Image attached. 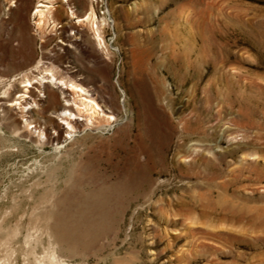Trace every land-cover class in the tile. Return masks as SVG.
I'll return each mask as SVG.
<instances>
[{
  "label": "rangeland",
  "instance_id": "obj_1",
  "mask_svg": "<svg viewBox=\"0 0 264 264\" xmlns=\"http://www.w3.org/2000/svg\"><path fill=\"white\" fill-rule=\"evenodd\" d=\"M43 1L0 0V60L24 37L117 119L0 121V264H264V0Z\"/></svg>",
  "mask_w": 264,
  "mask_h": 264
},
{
  "label": "bare ground",
  "instance_id": "obj_2",
  "mask_svg": "<svg viewBox=\"0 0 264 264\" xmlns=\"http://www.w3.org/2000/svg\"><path fill=\"white\" fill-rule=\"evenodd\" d=\"M48 1L53 3L55 0ZM39 2L40 4L37 5L35 11L39 16L38 24L41 26L52 18L54 25H56L53 17V14H55L54 7L45 4L43 0H39ZM85 20L90 22L93 27L96 26L101 42L102 37L94 6L87 16L82 19V21ZM7 46L8 57L0 60V66L3 69L2 74H4L0 75V83H5L6 86L3 95H1L4 101L0 102V104H5L6 107L2 109L0 121L10 119L12 117L10 112L18 107L21 119L26 118L27 121L23 131L18 126L13 129L19 137L28 135L30 126L37 128L36 124H31L32 122H38L37 119L28 121V118H34L32 111L37 112L36 109L40 114L50 112L49 116L60 117L68 124L66 132L71 134H74L80 125L86 127L90 125L101 126L105 123L110 125L112 121L117 119V115L111 107L100 103L82 84L69 75L68 70L54 64V57L42 56L36 59L33 48L24 37H20L15 44L8 42ZM38 75L40 76L38 77ZM49 83H52L53 86L57 84V90L50 89ZM32 87L40 92L43 90L42 87L47 90L45 91L46 103L41 102V98H36ZM58 91L62 93L66 101L65 105L60 103ZM13 92H17L18 95L13 94ZM52 106L54 109L51 108ZM16 121L17 119L14 120V122ZM102 121L105 123H102ZM57 126L61 127V124L58 122ZM148 127H150L149 134L154 137L155 131H152L151 126ZM50 139H52V136H50ZM55 140L58 141V137ZM142 144L145 146V142ZM49 259L53 263L66 264L63 259L58 258L53 252Z\"/></svg>",
  "mask_w": 264,
  "mask_h": 264
}]
</instances>
